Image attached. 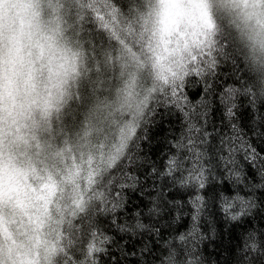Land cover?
I'll list each match as a JSON object with an SVG mask.
<instances>
[{
    "label": "snow or ice",
    "instance_id": "6c2138e0",
    "mask_svg": "<svg viewBox=\"0 0 264 264\" xmlns=\"http://www.w3.org/2000/svg\"><path fill=\"white\" fill-rule=\"evenodd\" d=\"M223 60L247 75L221 92L225 117L238 120L242 95L264 140V0H0V264H140L128 259L137 237L163 238L160 220L183 218L185 206L163 194L177 185L193 230L214 231L218 210L243 227L240 264L264 254V230L251 227L264 212L254 198L264 155L234 122L238 147L205 149L209 105L186 91L202 82L207 95ZM161 109L180 113L184 132L141 183L129 165ZM225 172L232 189L215 182ZM153 177L164 180L159 193L121 219L128 190ZM160 251V264H182L174 244Z\"/></svg>",
    "mask_w": 264,
    "mask_h": 264
},
{
    "label": "trees",
    "instance_id": "16d2710c",
    "mask_svg": "<svg viewBox=\"0 0 264 264\" xmlns=\"http://www.w3.org/2000/svg\"><path fill=\"white\" fill-rule=\"evenodd\" d=\"M247 81L246 69L240 63L234 64L231 60H223L217 70V77L209 83L212 85L211 90L205 95L206 85L198 83L196 85H189L187 93L193 103L199 101L202 96L205 97L208 108V125L207 131L211 134L203 145L207 149L209 144L215 145L216 149H224L227 154L229 144L232 147H238L235 142L231 123H236L243 128L247 135L246 140H251L254 146L264 155V140L253 135L249 130L252 121L249 119L251 110L249 108L247 98L242 95L237 99L238 104V120L230 122L225 117L224 106L220 103L221 92L228 87L242 89ZM264 111V110H262ZM184 121L180 113L161 109L148 125L147 135L149 140L144 141L139 151V158L135 163L129 165L132 169V175L139 176L140 182L144 183V175L153 162L156 165H161L165 162L166 157L177 151L176 142L184 132ZM212 137H215L213 140ZM224 141L221 144V141ZM237 159L242 160L243 151L238 152ZM256 167H260V162H256ZM223 172L224 170L221 169ZM244 172L247 174V179L251 185H259L261 183V176L256 172L255 168L244 164ZM232 178L225 172L222 177H216V183L220 184L222 188L232 189L235 186L231 182ZM171 184V180L168 181ZM150 185L145 187L144 192L129 189L127 198L129 199L128 208L131 210L125 213V219L129 215H133L137 205H141V200L147 203L152 197L146 195L152 192L154 195L158 194L161 186L164 184L162 178H151L147 181ZM138 188V186H137ZM248 189L245 188V191ZM165 199L175 200L181 202L185 206V212L182 219H162L158 227L163 231V238L152 233L143 237H137L140 241L136 244L135 255L128 257L129 261L139 260L140 264H160L154 257L163 255L160 249L176 246V250L180 255L182 264L191 261L192 264H240V257L243 256L241 248L237 247L238 242L242 238L243 227L234 226L233 222L225 219V217L218 211H215V226L214 231H206L205 226L201 225L199 228L193 230V222L190 214L187 212L189 193L187 190L180 188L178 185L174 187L163 188ZM256 201H264V188H255ZM264 207V205H262ZM169 225H171L169 227ZM247 226V225H245ZM251 227L258 230H264V212L256 215L251 220ZM180 236L186 237L181 240ZM125 239L124 243H127ZM107 259V257H105ZM253 261L254 264H264V254L260 252H251L244 261Z\"/></svg>",
    "mask_w": 264,
    "mask_h": 264
}]
</instances>
